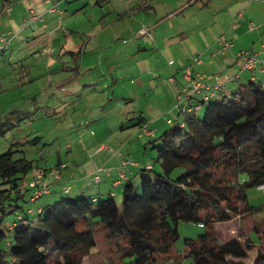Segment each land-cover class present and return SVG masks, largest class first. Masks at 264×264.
<instances>
[{
  "label": "trees",
  "instance_id": "1",
  "mask_svg": "<svg viewBox=\"0 0 264 264\" xmlns=\"http://www.w3.org/2000/svg\"><path fill=\"white\" fill-rule=\"evenodd\" d=\"M220 95L222 99L215 95L202 104L204 118L198 112L186 113L183 123L175 122L155 140L161 170L144 167L138 186L128 179L122 204L111 193L107 198L87 195L53 204L52 215L69 232L61 239L47 223L44 235L35 228L44 220L42 209L31 225L9 226L14 233L9 249L2 245L8 232L0 230V264H52L48 250L61 264H84L99 244L96 234L102 225L108 227L107 239L117 241L120 259L132 256L139 264H155L174 256L185 222L207 227L198 239H186L191 264H247V240L235 237L222 243L216 228L218 223L264 213V206L250 204L248 194L250 188L264 186V83L249 81L231 95ZM15 154L10 149L0 155V225L7 207L14 208L13 194L16 202L30 193L21 182L38 166ZM258 249L252 263L264 264L263 242Z\"/></svg>",
  "mask_w": 264,
  "mask_h": 264
},
{
  "label": "rangeland",
  "instance_id": "2",
  "mask_svg": "<svg viewBox=\"0 0 264 264\" xmlns=\"http://www.w3.org/2000/svg\"><path fill=\"white\" fill-rule=\"evenodd\" d=\"M25 7L26 5L22 7L23 9L16 7L12 16L0 14L2 16L0 32L11 34L10 38L12 39L7 49L5 48L0 54V155L11 149L16 151L15 158L24 157L29 161L35 160L39 167L32 170L26 179L31 181L38 174L58 167L55 165H58L59 162L66 163L67 169H69V167L76 168L87 161L83 143L89 141L88 136L93 139L102 138L109 146L114 145L113 143L119 135H127L128 138L133 137L134 141H140L141 137L139 138L137 135L135 127L130 126L122 130L120 121L125 116H136L135 113L138 114L139 109L143 107L149 108L153 105H162L165 102L163 94L157 95L159 91H162L160 86H155L158 71H165L166 66L169 65L175 67L184 63L185 52L181 51L177 55L170 49L169 56L171 57L164 59L155 46L150 51H141L140 46L134 45L133 36L128 33L121 35L124 31L123 28L130 23L128 19L117 22L102 34L100 39L103 46L99 48L104 50L102 63L87 64L88 66L81 69L83 62L81 55L78 53L65 55L60 51L59 47L64 44L67 37L57 40L58 51L51 61L49 56L45 55L44 49L39 53L34 52L37 44L34 36L17 34L18 30H21L26 24L23 22ZM180 18L182 19L183 16ZM140 25L144 24L140 23ZM211 34L209 35L211 36ZM214 34H216V30H214ZM209 35H206L205 38L200 35L202 38L200 41L194 34H191L189 42L182 44L189 52V49L192 50L195 45L196 47L200 46L202 42L206 44L210 38ZM88 38L85 35H80L76 41L84 43ZM108 40H112V42L109 43V47H106L104 42ZM70 45H67V48H71ZM0 48H3L1 43ZM129 53L136 56L140 54V57H135L132 60L127 56ZM154 88L158 91H154ZM139 89L143 92L153 90L148 93V96L145 94V98L137 101L133 95ZM115 91L117 92L115 93ZM113 93H115V98ZM199 112L200 118H204L205 107ZM127 120L125 121L127 122ZM156 139L148 140L145 136L141 139L148 146L147 154L143 152L142 156L154 165L153 168L156 171H160L159 164L156 163L157 152L155 148L153 149L158 143L155 141ZM87 154L89 155L88 150ZM45 167L50 168L43 172ZM178 174L177 170L172 175L176 177ZM3 179L0 176V185L3 183ZM134 183L139 185L138 180H135ZM63 186L64 184L61 182L52 185L50 193L31 203L29 202L31 192L26 193L24 199L18 198L16 202L17 195L13 194L12 203L18 210L12 212L11 210L14 208L7 207L4 220L0 225V230L8 232L2 244L4 248H11L10 243L14 238V233L8 231V228L14 221H17L18 213L22 212V207L25 210L33 207L35 212H38L39 208L43 210V222L41 225H35V228L43 235L47 230L46 223L53 229L57 238L61 239L68 235L69 232L56 222L51 212V206L60 200L79 199L82 196L73 192L74 190L70 195H67ZM3 187L4 185L0 186V189ZM121 190L122 187L117 190V195L114 198L118 204L123 202ZM248 194L252 206H264V190L253 187L248 190ZM17 203H19L18 207ZM100 204L97 203L95 206ZM2 215L0 212V218ZM206 229L207 227L200 223H181L180 238L174 245V256L155 264H191L192 260L185 252L186 239H198L201 234L206 232ZM216 230L222 243L235 237L247 240L251 254L245 259V262L253 264V258L258 252L259 246L254 247L250 238L258 244L264 243V213H255L254 216L247 215L223 224L218 223ZM107 232L108 227L102 225L101 230L96 234L99 244L92 248L91 254L84 264H139L132 256L120 259V249L116 246L117 241L107 239ZM50 241L53 246L54 240ZM120 241L122 245H127L125 240L121 239ZM48 256L51 260L50 263L59 264L60 261L52 250H48Z\"/></svg>",
  "mask_w": 264,
  "mask_h": 264
},
{
  "label": "crops",
  "instance_id": "3",
  "mask_svg": "<svg viewBox=\"0 0 264 264\" xmlns=\"http://www.w3.org/2000/svg\"><path fill=\"white\" fill-rule=\"evenodd\" d=\"M14 1L0 0V10H2L6 3L12 4L13 13L16 11V7L23 9L22 7L26 5L23 16V22L26 24L25 27L18 30L17 34L20 36L23 34L34 36L36 39L35 43H37L35 46L36 51L34 52L39 53V51L44 49L45 55H48L51 61H53V57H55V53L58 51L57 40L67 37L64 44L60 45V51L65 55L67 53H78L81 55V60L83 61L81 69L88 66L87 64L102 63L104 50L99 49L103 46V42L100 39L102 34L107 32L117 22L128 19L130 23L123 28L124 31L122 30L121 35L128 33L133 36L135 39L134 45L140 46L141 51H150L155 46L160 56L164 59L171 57L169 56L171 54L170 49L173 53L176 52L177 55L181 51L185 52L183 56L186 58L183 59L184 63L175 67L172 65L166 66L165 71H158L156 80L153 77L156 83L155 86H160L162 89L157 95L163 94L165 102L162 105H153L149 108L143 107L139 109L138 114L135 113L136 116H125L120 121L122 122V130L134 126L136 132H138L137 135L139 138L141 137L140 141H134L133 137L128 138L127 135H119L116 137V141L112 142L114 145L109 146L102 138L93 139L91 136L87 137L89 141L83 143L87 161L76 168L69 167L64 172L65 180L72 173L75 175L71 187L74 190L73 192L81 194V196L89 195L95 199L107 198L110 193H114L115 191L117 195V190H120L121 187V191L123 192L126 182L116 186L114 185V181L120 176L119 167L124 159L135 161L138 164V166L132 165L128 168V178L132 181L140 180L141 175H143L142 169L145 166L149 165L153 168L154 165L149 160L146 161L144 156H142L143 152L147 154L148 146L141 139L145 136L148 140H154V138L156 139L161 134L167 132L171 128L168 122L169 119L180 123L183 121L185 114L176 109V105L179 102L178 96L180 91L186 86L185 70L195 62L199 54H201L203 62L202 64H195L192 70L200 71L207 75L208 78L218 75L220 81L225 85L226 94H233L238 88L249 84V81L264 83L263 62L258 65L259 69L245 71L238 63L235 52L215 54L217 49L220 48L218 38L221 34H225L229 40L235 42L238 49L255 52L259 55L260 59L264 57V2L261 1ZM52 7H55L56 11L51 13ZM13 13H10V15L12 16ZM182 16L183 18L181 19L180 17ZM41 18L43 20H40ZM140 23L144 25H140ZM235 23L236 26H234ZM250 23L255 25L254 28L249 26ZM214 30H216V34H214ZM191 34H194L197 40L200 41H202L200 35L204 38L209 34L211 36L209 35L210 38L206 41V44L199 42L200 46L196 47L195 45V48L189 49L188 52L182 43L189 42ZM77 35H85L89 38L84 43L82 41L77 42ZM8 36L11 37V34H8ZM111 42L112 40H108L104 43L107 45L106 47H109V43ZM68 43L71 44V48H67V45L69 46ZM37 46L39 47L37 48ZM5 48H0V54ZM127 56L133 60L135 57L139 58L140 54L136 56L129 53ZM127 56H125L126 59ZM80 68L78 67V69ZM142 83L141 85H143ZM151 91L146 90L143 92L139 89L135 95H132L138 101L145 98L146 95L148 96V93ZM154 91H158V89L154 88ZM115 93H113L114 98ZM124 98L126 99L127 97ZM215 98L222 99L220 94ZM131 100L133 99L131 98ZM199 111L198 114L200 113ZM143 124L148 125L151 134L142 135L141 126ZM107 145L114 150L113 153L107 149L99 150L102 146ZM87 150L89 155L87 154ZM61 163L59 162L58 165ZM50 167H45V169ZM100 167L108 168L110 172L106 170L101 171L102 179L100 183L96 184L92 177H94V174ZM260 244L256 243L254 247Z\"/></svg>",
  "mask_w": 264,
  "mask_h": 264
},
{
  "label": "built area",
  "instance_id": "4",
  "mask_svg": "<svg viewBox=\"0 0 264 264\" xmlns=\"http://www.w3.org/2000/svg\"><path fill=\"white\" fill-rule=\"evenodd\" d=\"M194 1V0H191ZM254 1V0H253ZM257 2L261 1L264 2V0H255ZM12 4L6 3L4 4L1 13L0 14H6L10 15L12 13ZM51 13L53 11H56L55 7H52L50 10ZM40 20H43L41 18ZM236 26V23L234 24ZM249 26L251 28H254V24L250 23ZM11 38L5 33L0 32V43L2 47H8L10 45ZM218 42L220 43V48L217 49L215 54L220 53H227V52H235V55L237 57L238 63L240 64L241 68L245 71L248 70H256L259 69L258 65L264 63V57L262 59L259 58V55H257L255 52H252L250 50H242L238 49L235 42H232L228 39V37L225 34H221L218 38ZM203 59L201 57V54H199L195 60L194 63H192L191 66L186 68V86L180 91V94L178 96L179 102L176 105V109L181 111L182 113H190L194 114L197 113L199 110H201L202 104L205 102H208L212 97L218 94H225V85L220 81L218 75H214L211 78H208L207 75L203 74L200 71L192 70L193 66L195 64H202ZM170 125H174L176 121H173L171 119L168 120ZM183 123V122H182ZM143 133L142 134H151L150 129L148 128V125L143 124L141 126ZM107 149L111 153L114 152L111 147L102 146L99 148V150ZM99 152V151H98ZM138 166V164L135 161L124 159L119 167L120 176L118 179L114 181V185L118 186L121 183L128 181V175L129 166ZM146 168L152 169L151 166L147 165ZM67 170L66 163L59 164L58 167L54 169H50L48 172H44L43 174H38L34 179H31V181H27L24 179L21 182V187L26 190H30L31 197H30V203L35 202L37 199L42 198L45 196V194H48L52 191V185L58 184L59 182L64 184V191L69 195L73 188L71 187V183L75 177V175L72 173L68 179H64L65 173L64 171ZM109 171L110 169L100 167L96 173L94 174V177H92L94 183L98 184L101 181V171ZM261 190H264V186H259ZM112 196H115L116 193L112 192ZM41 213V209L39 208L38 212H35L34 208H29L26 210V215L22 213H18V221L11 224L10 228H15L18 225H31L33 221H37L39 216L38 213Z\"/></svg>",
  "mask_w": 264,
  "mask_h": 264
}]
</instances>
